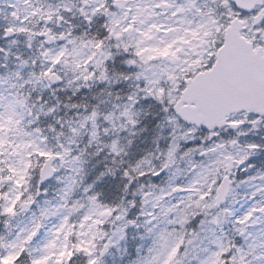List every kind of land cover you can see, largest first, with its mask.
Instances as JSON below:
<instances>
[{"label": "snow or ice", "instance_id": "obj_1", "mask_svg": "<svg viewBox=\"0 0 264 264\" xmlns=\"http://www.w3.org/2000/svg\"><path fill=\"white\" fill-rule=\"evenodd\" d=\"M0 264H264V0H0Z\"/></svg>", "mask_w": 264, "mask_h": 264}]
</instances>
